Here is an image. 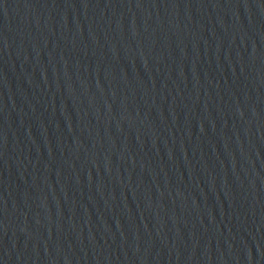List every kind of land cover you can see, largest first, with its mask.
<instances>
[{
    "label": "water",
    "instance_id": "water-1",
    "mask_svg": "<svg viewBox=\"0 0 264 264\" xmlns=\"http://www.w3.org/2000/svg\"><path fill=\"white\" fill-rule=\"evenodd\" d=\"M0 264H264V0H0Z\"/></svg>",
    "mask_w": 264,
    "mask_h": 264
}]
</instances>
